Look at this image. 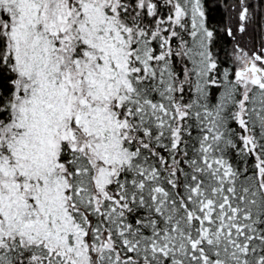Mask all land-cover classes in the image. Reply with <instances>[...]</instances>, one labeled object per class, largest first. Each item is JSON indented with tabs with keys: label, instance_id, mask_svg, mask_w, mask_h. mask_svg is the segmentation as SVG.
Returning <instances> with one entry per match:
<instances>
[{
	"label": "snow or ice",
	"instance_id": "obj_1",
	"mask_svg": "<svg viewBox=\"0 0 264 264\" xmlns=\"http://www.w3.org/2000/svg\"><path fill=\"white\" fill-rule=\"evenodd\" d=\"M0 264H264V0H0Z\"/></svg>",
	"mask_w": 264,
	"mask_h": 264
},
{
	"label": "trees",
	"instance_id": "obj_2",
	"mask_svg": "<svg viewBox=\"0 0 264 264\" xmlns=\"http://www.w3.org/2000/svg\"><path fill=\"white\" fill-rule=\"evenodd\" d=\"M223 15H224L223 9H219L214 13V16L216 17L217 20L221 19Z\"/></svg>",
	"mask_w": 264,
	"mask_h": 264
}]
</instances>
